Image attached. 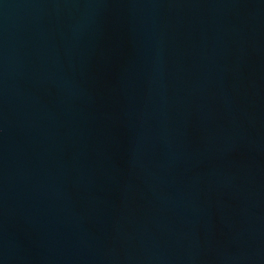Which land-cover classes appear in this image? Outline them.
<instances>
[{
	"label": "water",
	"instance_id": "95a60500",
	"mask_svg": "<svg viewBox=\"0 0 264 264\" xmlns=\"http://www.w3.org/2000/svg\"><path fill=\"white\" fill-rule=\"evenodd\" d=\"M0 264H264V0H0Z\"/></svg>",
	"mask_w": 264,
	"mask_h": 264
}]
</instances>
